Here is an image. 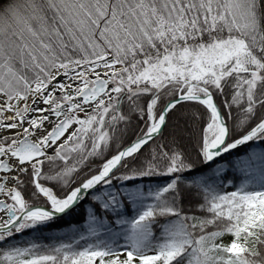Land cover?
<instances>
[{
    "label": "snow or ice",
    "instance_id": "snow-or-ice-1",
    "mask_svg": "<svg viewBox=\"0 0 264 264\" xmlns=\"http://www.w3.org/2000/svg\"><path fill=\"white\" fill-rule=\"evenodd\" d=\"M0 264H264V0H0Z\"/></svg>",
    "mask_w": 264,
    "mask_h": 264
},
{
    "label": "trees",
    "instance_id": "trees-1",
    "mask_svg": "<svg viewBox=\"0 0 264 264\" xmlns=\"http://www.w3.org/2000/svg\"><path fill=\"white\" fill-rule=\"evenodd\" d=\"M244 151L245 150L243 148H241V153H243ZM242 178H243L242 174H238L237 183ZM82 220H83V217L79 213H76L72 217L66 218V222L65 223H61L60 225H58L57 230L59 232H63L66 229L68 223L80 224V223H82Z\"/></svg>",
    "mask_w": 264,
    "mask_h": 264
},
{
    "label": "bare ground",
    "instance_id": "bare-ground-1",
    "mask_svg": "<svg viewBox=\"0 0 264 264\" xmlns=\"http://www.w3.org/2000/svg\"><path fill=\"white\" fill-rule=\"evenodd\" d=\"M58 231V230H57ZM59 232V231H58Z\"/></svg>",
    "mask_w": 264,
    "mask_h": 264
}]
</instances>
